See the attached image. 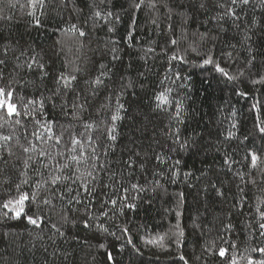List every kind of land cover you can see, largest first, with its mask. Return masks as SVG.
I'll list each match as a JSON object with an SVG mask.
<instances>
[{"label":"trees","instance_id":"16d2710c","mask_svg":"<svg viewBox=\"0 0 264 264\" xmlns=\"http://www.w3.org/2000/svg\"><path fill=\"white\" fill-rule=\"evenodd\" d=\"M0 60V264L264 260V0H0Z\"/></svg>","mask_w":264,"mask_h":264},{"label":"snow or ice","instance_id":"6c2138e0","mask_svg":"<svg viewBox=\"0 0 264 264\" xmlns=\"http://www.w3.org/2000/svg\"><path fill=\"white\" fill-rule=\"evenodd\" d=\"M141 3H143V0H141ZM231 3H232L233 5H235V4H237V3L245 4V5H246V4L249 3V0H231ZM136 7L139 8L140 5L137 4ZM229 14H231V15L234 16V15H235V12L230 8V9H229ZM95 15L99 17V16L101 15V13L97 11V12L95 13ZM108 15H111V13H109ZM37 23H39V21H37ZM73 28H75V25H73ZM110 30H111V29H110ZM84 34H85L84 32H82V31L80 32V35L83 36ZM248 39H250V37H249ZM173 43H175V41H173ZM249 51H251V49H249ZM229 55H230V54H229ZM4 63H5V62H4L3 60H0V65H2V64H4ZM33 64H37V62L35 61V59H33L32 64H29L28 67H29V68H32V67H33ZM210 64H214V65H215V68H216V70H217L218 72L222 73V74L225 75V76H228V73L225 71V69L222 68V67L219 65V63L215 62V61L213 60V57H212L211 55L207 56V58L203 59V61H202V65H210ZM38 67L42 70V69L44 68V65H43V64H38ZM233 78H234V77H229V79H233ZM74 79H75L74 76H72V77H64L63 75H61V77L59 78V80H63L65 86H67V85L70 83V81H71V80H74ZM58 82H59V81H58ZM99 82H100L99 79H97L96 83H99ZM257 82H264V76H262V77L260 78V81H253V83H257ZM238 94H239V95H246L245 93H242V92H240V93H238ZM12 97H13V91H12V90H5L4 88H0V110H4V111H6L7 115H9V116H12L13 114H15V115L18 116L20 113L16 110V109H17V105H16V103L13 102ZM156 100L158 101V103H157V105H156L157 108H160L162 105H167V104L171 103V101H169V99H168V96H167L166 93H164V92H161V93L156 97ZM29 103H34V102H33V101H29ZM40 103H41V107H42V106H43V101H41ZM253 107L255 108L256 105H253ZM122 108H123V105H119V106H118V111H117V113H116V114H113V115L111 116V120H112L113 122H115V121H117L118 119L121 118V117L119 116V109H122ZM181 108H182V105H180L179 103H177V108H176V115H177V117H179V115H180ZM88 127H91V125H88ZM234 127H235V125H234ZM258 127H259V131H260L262 134H264V126L258 125ZM114 131H115V126H114V125H113L112 128L108 129V137H109V139H111V140H115V139H116L115 135L113 134ZM231 135H232V134L229 133V137H231ZM0 139H3V140H9L10 137H8V136H0ZM177 139L179 140V134H178V132H177ZM57 143H59V138H57ZM72 144L75 146V145L81 144V142L78 141V140H76V139H73V140H72ZM182 147H187V144L182 145ZM81 148H82V145H81ZM29 150H30V149H27V148H26V149H25V152H27V151H29ZM73 151H75V147L73 148ZM41 155L43 156L44 153H41ZM93 157L96 158V159H98V157H95V149H93ZM81 159H83V151H81V156H80L79 159H78L77 156H75V155H73V156L71 157V160H72V161H75L77 164L80 163V160H81ZM257 159H258V157L256 156V154H255V153H252V154H251V160H252V164H253V166H255V163H256ZM177 163H179V161H177ZM225 163H227V160L225 161ZM25 165L27 166V161H25ZM64 167H68V165L65 164ZM95 167H96V165L93 164V168H94V169H95ZM102 167H103V165H101V168H102ZM77 171H79V169H77ZM87 175H88V176H92V172H88ZM59 179H60V177H54V178H53V183H55V182H56L57 180H59ZM133 187L135 188L136 185H133ZM85 191H87V187H86V186H85ZM182 195H183V194H181V196H182ZM27 199H28V194H27V193H24V194H22V195L20 196V199H19V201H17V203L20 204V205H22L23 202H24L25 200H27ZM11 203H13V202H12V201H9V202L5 203V204L3 205V207H4V208H8V207H9V204H11ZM45 203H49V202H48V201H45ZM113 203H115V201H113ZM130 207H132V205H130ZM22 211H23V208H22V207H21L19 210H16V215L19 216L20 213H21ZM177 215H179V213H177ZM261 216L264 217V213H261ZM28 220H29L30 223L37 224V219H34L33 217H28ZM85 225L87 226V222H85ZM259 227H260L261 229H264V223H261V224L259 225ZM262 234H264V233H262ZM179 235H180V236H183V231H181V232L179 233ZM101 247H103V245H101ZM253 251H257V250L254 249ZM258 251L264 253V249H259ZM219 254H220L221 256H224V254H225V249H224V248L219 249ZM109 258L111 259V257H109ZM180 259L183 260L184 257L181 256ZM233 264H236L235 259H233ZM248 264H264V260L255 261V262H254L251 258H249V259H248Z\"/></svg>","mask_w":264,"mask_h":264}]
</instances>
